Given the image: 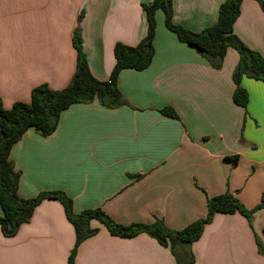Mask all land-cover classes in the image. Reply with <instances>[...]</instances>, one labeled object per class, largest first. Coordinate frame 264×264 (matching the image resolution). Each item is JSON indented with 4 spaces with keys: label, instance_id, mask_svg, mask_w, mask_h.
I'll list each match as a JSON object with an SVG mask.
<instances>
[{
    "label": "crops",
    "instance_id": "1",
    "mask_svg": "<svg viewBox=\"0 0 264 264\" xmlns=\"http://www.w3.org/2000/svg\"><path fill=\"white\" fill-rule=\"evenodd\" d=\"M226 0H174L173 23L201 32L218 21ZM264 2V0H262ZM150 0H0V97L5 109L30 103L34 88L62 90L77 65L79 28L92 75L109 81L116 44L137 46L147 35L142 5ZM155 55L143 71L124 69L117 81L125 104L98 99L60 114L56 130L25 132L10 153L18 192L33 199L63 192L74 211L102 210L114 222L180 231L205 218L209 199L232 194L248 210L264 192V82L244 77L246 108L235 104L238 52L215 68L181 43L156 13ZM234 33L264 58V12L243 0ZM172 108L175 116L161 111ZM3 215L0 206V216ZM75 264H177L170 246L142 233L120 238L98 221ZM264 208L252 227L241 214H217L191 246L194 264H264ZM76 230L58 200L43 201L7 238L0 226V264H68Z\"/></svg>",
    "mask_w": 264,
    "mask_h": 264
},
{
    "label": "trees",
    "instance_id": "2",
    "mask_svg": "<svg viewBox=\"0 0 264 264\" xmlns=\"http://www.w3.org/2000/svg\"><path fill=\"white\" fill-rule=\"evenodd\" d=\"M173 1L150 0L149 4L142 5L148 22L147 35L135 47L116 44L114 49L116 64L109 81H100L92 75L83 50V39L77 28L73 38L77 53L76 72L68 87L52 90L47 84L40 85L32 90L30 103L17 102L11 109L4 108L0 97V206L3 211L0 226L5 237L16 236L20 226L28 223L35 209L48 199L61 202L68 220L76 230V245L69 256L68 264H75L79 245L98 233V228L91 227L93 221L100 222L111 235L120 238H133L142 233L151 236L161 245L171 247L177 264H194L191 246L200 239L206 225L210 224L217 214H241L252 227L254 213L264 208V192L259 205L253 210L246 209L239 199L229 193L211 198L207 202L206 217L180 231L170 230L161 220L151 225H121L100 209L76 213L72 199L60 191L40 193L33 199H24L18 192L20 173L15 170L10 160L13 146L32 128L42 136L51 135L56 130L60 114L74 104L90 103L98 99L102 105L109 108L124 105V99L117 86L118 77L124 69L143 71L151 65L155 55L154 39L158 11L164 14L166 28L175 33L181 43L196 49L215 68L221 67L229 48L238 52L240 60L233 74L236 84L233 99L236 105L247 107L249 98L241 86L242 79L247 77L264 82V58L251 50L234 33V24L240 16L243 0H226L220 6L217 23L201 32H193L173 23ZM256 1L264 12V2ZM161 112L175 116L172 108H166ZM257 245L259 252L264 255V247L258 239Z\"/></svg>",
    "mask_w": 264,
    "mask_h": 264
},
{
    "label": "rangeland",
    "instance_id": "3",
    "mask_svg": "<svg viewBox=\"0 0 264 264\" xmlns=\"http://www.w3.org/2000/svg\"><path fill=\"white\" fill-rule=\"evenodd\" d=\"M156 21H157V19H156Z\"/></svg>",
    "mask_w": 264,
    "mask_h": 264
}]
</instances>
